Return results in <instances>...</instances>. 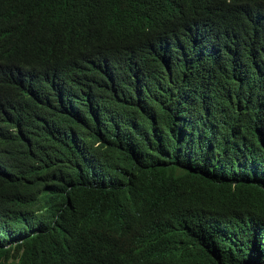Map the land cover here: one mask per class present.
<instances>
[{"label":"trees","instance_id":"trees-1","mask_svg":"<svg viewBox=\"0 0 264 264\" xmlns=\"http://www.w3.org/2000/svg\"><path fill=\"white\" fill-rule=\"evenodd\" d=\"M145 1L176 62L0 0V264H264V0Z\"/></svg>","mask_w":264,"mask_h":264},{"label":"clouds","instance_id":"clouds-1","mask_svg":"<svg viewBox=\"0 0 264 264\" xmlns=\"http://www.w3.org/2000/svg\"><path fill=\"white\" fill-rule=\"evenodd\" d=\"M64 1L66 3L64 12L69 13L74 26L69 43H75V48L88 45L93 54L100 53L106 56L112 45H120L124 37L132 41L134 35H137L149 41L150 50L156 57L176 62V57L168 51L175 47L158 36L157 27L151 20L150 5L145 0ZM192 2L196 10L204 7L200 6L201 0ZM215 13L213 16L215 22L219 17H226L223 11ZM70 32L68 28L67 33Z\"/></svg>","mask_w":264,"mask_h":264}]
</instances>
